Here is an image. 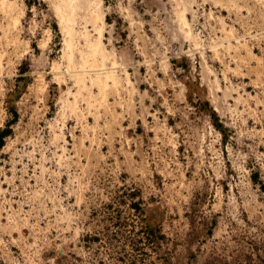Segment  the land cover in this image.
I'll return each mask as SVG.
<instances>
[{"label":"rangeland","instance_id":"rangeland-1","mask_svg":"<svg viewBox=\"0 0 264 264\" xmlns=\"http://www.w3.org/2000/svg\"><path fill=\"white\" fill-rule=\"evenodd\" d=\"M7 123L0 264H264V0H0Z\"/></svg>","mask_w":264,"mask_h":264},{"label":"trees","instance_id":"trees-1","mask_svg":"<svg viewBox=\"0 0 264 264\" xmlns=\"http://www.w3.org/2000/svg\"><path fill=\"white\" fill-rule=\"evenodd\" d=\"M214 115L215 114L212 112L211 113V116L213 117ZM215 126L216 127H219L220 125H218V124L215 123ZM10 134H11V129L9 128V123H7L5 125V128L0 129V149L4 145L5 138L8 137ZM253 181H255V179H253ZM260 188H261V190L264 191V185H261ZM138 193H139L138 191L137 192H134V193H129L128 194V197L132 198L134 196H137ZM131 208L132 209H135V211H137V212L141 210L140 207H139V202L131 203ZM142 229H145V231L148 230L149 232H152V229L153 228L150 225H148L147 223H145V226H143Z\"/></svg>","mask_w":264,"mask_h":264}]
</instances>
